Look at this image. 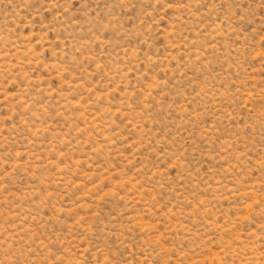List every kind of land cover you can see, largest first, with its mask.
I'll return each mask as SVG.
<instances>
[{
	"label": "rangeland",
	"instance_id": "1",
	"mask_svg": "<svg viewBox=\"0 0 264 264\" xmlns=\"http://www.w3.org/2000/svg\"><path fill=\"white\" fill-rule=\"evenodd\" d=\"M0 264H264V0H0Z\"/></svg>",
	"mask_w": 264,
	"mask_h": 264
}]
</instances>
